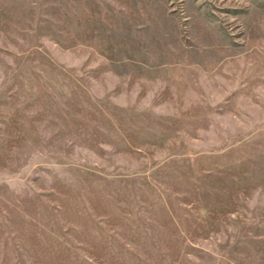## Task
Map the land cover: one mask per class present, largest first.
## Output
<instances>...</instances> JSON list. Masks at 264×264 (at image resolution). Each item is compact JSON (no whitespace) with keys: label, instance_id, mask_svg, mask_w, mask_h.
Masks as SVG:
<instances>
[{"label":"rangeland","instance_id":"obj_1","mask_svg":"<svg viewBox=\"0 0 264 264\" xmlns=\"http://www.w3.org/2000/svg\"><path fill=\"white\" fill-rule=\"evenodd\" d=\"M0 264H264V0H0Z\"/></svg>","mask_w":264,"mask_h":264}]
</instances>
